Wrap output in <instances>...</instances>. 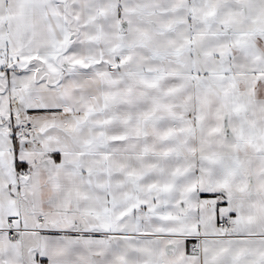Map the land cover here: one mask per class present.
Listing matches in <instances>:
<instances>
[{"label": "snow or ice", "instance_id": "1", "mask_svg": "<svg viewBox=\"0 0 264 264\" xmlns=\"http://www.w3.org/2000/svg\"><path fill=\"white\" fill-rule=\"evenodd\" d=\"M0 264H264V0H0Z\"/></svg>", "mask_w": 264, "mask_h": 264}]
</instances>
